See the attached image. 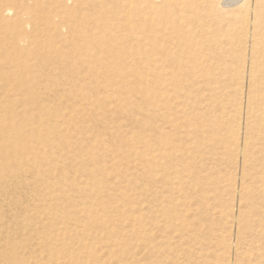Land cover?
<instances>
[{"label": "rangeland", "instance_id": "374dc122", "mask_svg": "<svg viewBox=\"0 0 264 264\" xmlns=\"http://www.w3.org/2000/svg\"><path fill=\"white\" fill-rule=\"evenodd\" d=\"M121 1L19 0L7 16L24 15V2L41 20L24 19L26 39L19 50H7V56L32 53L24 57L28 89L9 93L0 87V102H10L7 95L13 100L20 134L14 148L0 152L17 162L12 167L0 161V264H264L260 145L247 164L223 150L232 144V126L244 121L238 110L241 92L248 96L246 81L215 76L208 81L217 79L221 88L203 85L209 90L177 101L182 112L176 105L177 137L171 144L177 151L162 159L167 169L158 173L157 137L170 127L160 118L164 111L155 99L160 93L143 74L125 72L117 55L90 44L122 31ZM42 5L50 6L45 15ZM63 6L99 14L107 26L92 22L82 35L68 21L63 40L52 44L54 52L41 55L54 37L55 8ZM15 32L0 25V42L6 45ZM90 54L100 60L92 61ZM118 74L125 79L113 78ZM0 75L21 79L22 72L6 65ZM253 96L261 97V90L255 87ZM194 102L208 110L203 122L192 123L183 113ZM257 119L251 120L253 133L260 127ZM217 120L230 125L227 132Z\"/></svg>", "mask_w": 264, "mask_h": 264}, {"label": "bare ground", "instance_id": "6f19581e", "mask_svg": "<svg viewBox=\"0 0 264 264\" xmlns=\"http://www.w3.org/2000/svg\"><path fill=\"white\" fill-rule=\"evenodd\" d=\"M18 4L19 0H0V25L13 26L18 32L17 34L15 32L6 45L0 42V69L8 65L15 70V74L22 72L21 79L0 75L1 90H7L9 93L28 89L29 79L23 75V71L26 72L30 66L24 57L32 53L23 55L11 53L7 56L9 52L7 50L8 48L19 50L20 42L26 39L24 27L21 25L24 19L41 20L35 15L33 8L24 2L21 4L25 7L24 15L13 20L7 17ZM117 6L112 9L114 16L118 13ZM49 7L44 5L40 7L43 15ZM121 7L124 21L122 31L109 38L106 36L94 38L90 44L98 47L102 54L111 57L117 55L123 61L125 72L135 76L143 74L146 78L144 79L148 82L150 80L155 90L160 93L155 98L164 111L160 118L170 127L162 130L157 137L161 151L156 166L158 173L164 175L167 169V163H162V159L169 158L166 156H172L177 151L171 145L172 140L177 137L175 131L177 128L172 125L175 123L176 105L180 110L182 107L177 101L183 104L188 98L192 100L191 98L209 89L221 88L219 85L222 82H218L217 79L215 82L208 81L214 80L215 76L232 77L236 82L246 81L247 85L248 96L241 92V107L238 110V114L244 115L245 118L243 122L240 118L237 126H232L228 132L230 135L228 140L232 144L223 148L225 155L242 157L243 163L247 164L254 157L253 150L258 148L259 144L256 150L263 156L260 161L264 163V0H122ZM55 12L59 18L54 17L50 23L54 37L50 36L47 39L51 46L49 49L40 50L41 55H50L54 52L52 44H58L63 40L62 25L68 21L75 22L82 35L89 31L92 22H95L98 28L107 26L105 18H100L99 14L95 17L86 16L68 11L67 6L55 8ZM88 52L89 48L84 53L87 55ZM90 59L100 60L94 54H90ZM137 66H142L141 72L134 71ZM118 75H113V78L125 79L124 75ZM203 85L209 89L202 87ZM255 87L259 88L262 94L257 99L253 96ZM7 96V100L12 102L10 96ZM1 97L2 94L0 99ZM244 100L246 106L243 107ZM10 102L6 105L0 102V152L7 147L10 150L14 148L15 144L13 145L12 141L17 134L20 135L16 122H13L12 115L15 114V109ZM184 107L183 113L186 114V118L188 115V120L192 123L195 120L200 123L207 118L208 110L202 102H194L191 106ZM48 111L53 112L49 109ZM255 116L260 127L253 133L251 120ZM54 118L62 116L55 114ZM219 123L224 128L230 126L224 120H220ZM43 138L47 139V136ZM1 142H5L4 146ZM51 143L54 144L53 141ZM2 159L7 165L8 163L13 165L12 167L17 165L13 158L12 161H8L7 158L0 156V161ZM169 169L175 171L176 168L170 165ZM260 174L263 175L264 171ZM0 184H3L1 176ZM52 188L49 186L47 190ZM260 192L264 195L263 186Z\"/></svg>", "mask_w": 264, "mask_h": 264}]
</instances>
